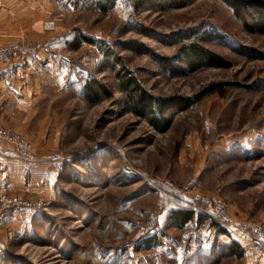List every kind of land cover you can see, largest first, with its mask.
Returning a JSON list of instances; mask_svg holds the SVG:
<instances>
[{
    "label": "rangeland",
    "instance_id": "374dc122",
    "mask_svg": "<svg viewBox=\"0 0 264 264\" xmlns=\"http://www.w3.org/2000/svg\"><path fill=\"white\" fill-rule=\"evenodd\" d=\"M93 1L59 0L62 15L53 22L67 31L68 86L52 89L44 106L50 110L37 113L45 117L46 138L34 144L0 119L30 141L31 154L51 162L41 194L7 191L34 204L0 219V264H261L264 242L254 248L250 225L264 227V35L247 32L222 0L165 9L115 0L106 12ZM206 29L223 34L201 43L229 66L174 75L159 65L177 52L181 37ZM80 32L108 43L109 56L89 42L70 48ZM26 40L43 48L41 39L29 37L12 43ZM123 72L165 98L194 95L216 82L238 84L153 124L126 107L117 78ZM90 77L110 96L85 101ZM201 196L227 203L226 220L213 216L229 235L216 232ZM180 205L195 207L197 216L182 229L166 221ZM232 239L243 248L239 257L225 247Z\"/></svg>",
    "mask_w": 264,
    "mask_h": 264
},
{
    "label": "crops",
    "instance_id": "0c3cea01",
    "mask_svg": "<svg viewBox=\"0 0 264 264\" xmlns=\"http://www.w3.org/2000/svg\"><path fill=\"white\" fill-rule=\"evenodd\" d=\"M59 0H0V45L24 37L41 39L35 54L0 63V119L38 144L46 138L43 113L51 90L63 92L67 84L65 55L71 51L63 39L65 26L54 21L62 15ZM82 46V44H81ZM51 175V162L20 157L7 142H0V191L39 195ZM13 219V216L11 217ZM233 238V237H232ZM258 262L264 264L263 257Z\"/></svg>",
    "mask_w": 264,
    "mask_h": 264
},
{
    "label": "trees",
    "instance_id": "16d2710c",
    "mask_svg": "<svg viewBox=\"0 0 264 264\" xmlns=\"http://www.w3.org/2000/svg\"><path fill=\"white\" fill-rule=\"evenodd\" d=\"M222 1L230 7L234 16L240 20L243 28L247 32L264 35V0ZM93 2L99 10L106 12L113 7L115 0H95ZM141 2L153 7L165 9L171 6H183L187 4L188 0H142ZM191 33L179 39L182 43L172 57L161 58L158 61L159 65L165 71L176 75L192 72L205 66H229V62L221 55L205 47L201 43L211 40H223L224 36L222 33L215 29H206L199 33L193 30ZM192 35L193 39L185 42V40L191 38ZM82 42L95 44L106 57L109 56L108 43L83 32L73 37V39L69 41V46L70 48L76 49ZM237 50L243 51V53L249 57H263L259 51L253 48H249L248 51H244L241 48H237ZM110 66L114 68V64H110ZM117 78L120 89L125 93V104L129 111L147 117L153 124L159 121H168V118L165 117L167 113L173 114L177 111L192 107L206 94L219 92L221 88L227 84H238L232 82H216L209 84L194 95L165 98L149 93L140 84L137 77L130 72H123L122 75L118 74ZM82 90V97L89 103H96L103 96H110V91L100 81L93 77L86 80ZM211 216L214 218V220H211V224L216 232L220 235H229V231L225 225L213 215ZM195 217H197L195 207L180 205L168 211L166 221L170 226L182 229ZM225 247L235 256L239 257L243 253L242 246H239V242L235 239H232Z\"/></svg>",
    "mask_w": 264,
    "mask_h": 264
},
{
    "label": "built area",
    "instance_id": "2783aa9c",
    "mask_svg": "<svg viewBox=\"0 0 264 264\" xmlns=\"http://www.w3.org/2000/svg\"><path fill=\"white\" fill-rule=\"evenodd\" d=\"M42 47L41 43L26 40L20 43H11L0 46V62L8 63L18 57L34 54ZM4 141L12 145L16 153L23 158H27L32 151V144L22 134L11 127H6L0 122V142ZM200 201L204 204L208 212L220 220L228 218V205L221 198H209L201 196ZM33 201L20 194L0 191V219L10 214L14 208L21 206H33ZM252 231L257 234V240H252L254 248L261 250V243L264 242V227L260 223L250 225Z\"/></svg>",
    "mask_w": 264,
    "mask_h": 264
}]
</instances>
